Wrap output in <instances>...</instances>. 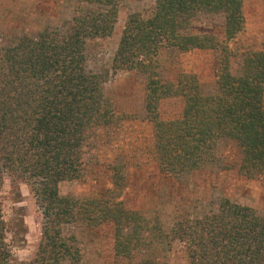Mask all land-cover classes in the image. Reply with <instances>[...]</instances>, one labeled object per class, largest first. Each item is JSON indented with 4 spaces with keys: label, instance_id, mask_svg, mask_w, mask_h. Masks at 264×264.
I'll use <instances>...</instances> for the list:
<instances>
[{
    "label": "trees",
    "instance_id": "1",
    "mask_svg": "<svg viewBox=\"0 0 264 264\" xmlns=\"http://www.w3.org/2000/svg\"><path fill=\"white\" fill-rule=\"evenodd\" d=\"M69 19L31 33L0 28V264H84L75 235L64 226L109 225L113 250L126 264H167L158 255L179 242L186 264H264V214L217 201L201 215L163 220L143 214L122 198L124 169L111 166L112 188L93 198L61 196L59 185L82 179L85 155L98 131L115 120L105 77L89 71L87 43L112 35L121 0H70ZM244 0H154L147 15L127 16L113 69L145 77V116L152 126L155 164L164 177L182 181L212 165L223 140L241 150L239 172L264 175V50L247 53L232 72L230 42L244 28ZM223 19L221 39L193 33L200 16ZM216 53L215 89L202 92L195 75L161 76V55ZM169 97L183 100L182 115L159 116ZM26 183L42 218L41 235L27 262H15L7 241L1 191L5 176Z\"/></svg>",
    "mask_w": 264,
    "mask_h": 264
},
{
    "label": "rangeland",
    "instance_id": "2",
    "mask_svg": "<svg viewBox=\"0 0 264 264\" xmlns=\"http://www.w3.org/2000/svg\"><path fill=\"white\" fill-rule=\"evenodd\" d=\"M154 0H121L113 33L105 39L87 43V66L105 77L104 92L112 103L115 122L98 131L94 147L85 155V172L80 180L59 185L61 196L93 198L112 188L111 166L124 169L122 198L126 206L151 214L159 210L163 220L201 215L215 209L217 201L228 199L264 214V175L247 179L239 172L242 153L237 143L223 140L216 150L215 162L191 173L181 182L159 173L154 158L152 126L145 116V77L133 72L113 69V59L127 16L147 15ZM74 3L70 0H0V28L3 34L33 33L46 25H59L69 19ZM244 28L230 42L231 69L237 74L247 53L264 50V0L243 1ZM193 33H212L220 37L223 19L219 15L200 16L193 22ZM216 53L192 51L186 54L165 52L161 55V76L173 81L179 73L197 77L202 92L215 89ZM162 120L181 117L183 100L169 97L159 104ZM2 212L8 228L7 241L12 258L23 263L31 259L39 242L42 218L30 187L5 176L2 191ZM65 235H75L84 264H126L115 256L113 233L109 225L96 228L64 226ZM158 255L167 264H186V255L179 242Z\"/></svg>",
    "mask_w": 264,
    "mask_h": 264
}]
</instances>
